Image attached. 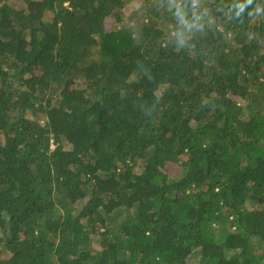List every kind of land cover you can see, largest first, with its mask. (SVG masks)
Segmentation results:
<instances>
[{"label": "trees", "instance_id": "1", "mask_svg": "<svg viewBox=\"0 0 264 264\" xmlns=\"http://www.w3.org/2000/svg\"><path fill=\"white\" fill-rule=\"evenodd\" d=\"M9 1L0 264H264V0Z\"/></svg>", "mask_w": 264, "mask_h": 264}, {"label": "rangeland", "instance_id": "2", "mask_svg": "<svg viewBox=\"0 0 264 264\" xmlns=\"http://www.w3.org/2000/svg\"><path fill=\"white\" fill-rule=\"evenodd\" d=\"M10 2V4H12L13 6L15 5L18 9H20V8H22V7H24V4H23V2L22 1H19V0H10L9 1ZM138 4L137 3H134V4H132V5H130L129 7H127V9L126 10H124V15H125V17H128L135 9H137L138 8ZM116 25H115V22L113 21V19L112 20H107V30H111V29H113L114 27H115ZM66 148L68 149V146H66ZM169 170H170V176H176V175H178L179 174V169H178V167H172V166H170L169 167ZM126 214H122V216L124 217ZM102 243H103V241L100 243V244H97L96 245V249H100L101 247H102Z\"/></svg>", "mask_w": 264, "mask_h": 264}]
</instances>
